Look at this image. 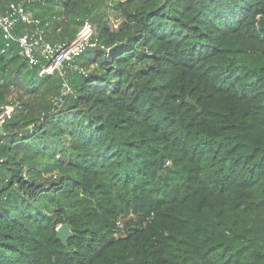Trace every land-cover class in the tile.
<instances>
[{"label":"trees","instance_id":"1","mask_svg":"<svg viewBox=\"0 0 264 264\" xmlns=\"http://www.w3.org/2000/svg\"><path fill=\"white\" fill-rule=\"evenodd\" d=\"M11 4L95 46L41 75L0 30V264H264V0Z\"/></svg>","mask_w":264,"mask_h":264},{"label":"built area","instance_id":"2","mask_svg":"<svg viewBox=\"0 0 264 264\" xmlns=\"http://www.w3.org/2000/svg\"><path fill=\"white\" fill-rule=\"evenodd\" d=\"M19 23L38 24L39 22L32 20L21 4H11L5 12L0 11V30L4 38L17 42L21 48V55L29 60L30 64H37L39 56L49 61V65L41 72V75H51L55 71L62 73L64 66L79 57L88 46H95L92 43L95 32L91 22L84 25L72 43L61 46H53L45 42L38 30H25L21 35L16 36L14 32ZM65 90L67 94L70 92L68 87ZM12 112L13 108L6 107L0 115V127L11 118Z\"/></svg>","mask_w":264,"mask_h":264},{"label":"water","instance_id":"3","mask_svg":"<svg viewBox=\"0 0 264 264\" xmlns=\"http://www.w3.org/2000/svg\"><path fill=\"white\" fill-rule=\"evenodd\" d=\"M187 103L195 106L198 108V104L197 101H194L190 98L187 99ZM199 111H201V109H199ZM72 235V231L69 225H62L59 227L58 229V238L63 242L66 243L68 238H70Z\"/></svg>","mask_w":264,"mask_h":264},{"label":"rangeland","instance_id":"4","mask_svg":"<svg viewBox=\"0 0 264 264\" xmlns=\"http://www.w3.org/2000/svg\"><path fill=\"white\" fill-rule=\"evenodd\" d=\"M109 21H110V24L115 28H117L120 24V20L118 16L116 15V12L113 10H109Z\"/></svg>","mask_w":264,"mask_h":264}]
</instances>
